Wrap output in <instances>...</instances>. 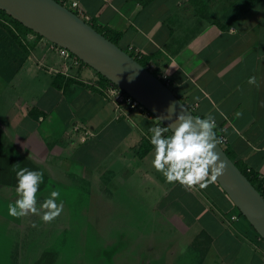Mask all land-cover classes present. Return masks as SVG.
I'll list each match as a JSON object with an SVG mask.
<instances>
[{
  "label": "crops",
  "instance_id": "1",
  "mask_svg": "<svg viewBox=\"0 0 264 264\" xmlns=\"http://www.w3.org/2000/svg\"><path fill=\"white\" fill-rule=\"evenodd\" d=\"M75 1L90 24L120 34V48L140 52L154 67L153 73L167 76L170 89L197 117H214L225 129L234 160L264 181V0L248 1L228 22L223 21L228 18L224 7L210 8L218 17L213 21L212 14L210 20L201 16L197 12L201 9L189 0ZM27 38L35 50L0 92V133L18 156L44 168L39 167L53 186L34 196L39 215L13 218L4 210L20 194L1 200L0 220L8 222L9 234L33 235L29 244L22 243L33 248L30 264L50 255L47 250L56 236L46 238L43 230L70 228L74 234L81 225L96 220L91 215L102 208L93 204L110 201L114 194L109 189L122 188H130L128 196L145 208L150 231H128L114 210L103 217L112 221L106 224L103 242L76 247L81 255L60 250L51 264H90L88 251L95 252L92 258L98 264H264V240L256 231L240 218L237 228L234 223L228 228L226 217L221 218L220 214L235 215L236 207L216 181L204 189L195 186L209 197L210 207L195 189L167 183L152 166L150 137L155 133L149 129L163 127L156 118L134 112L129 120H116L113 105L94 85H88L100 83L89 67L74 70L75 77L65 79L68 86L65 82L55 87L56 76L37 64L45 60L49 67L59 69L58 53L43 38L30 34ZM251 76L256 77L255 85L248 83ZM77 123L88 127L96 138L86 143L73 139L69 129ZM171 136L163 131L160 138ZM74 189L93 192L82 210L64 212L66 218L77 221L58 226L44 222L41 216L49 210L42 206L52 199L51 193L59 192V199L54 198L58 206ZM113 202L111 208L116 209L119 203ZM17 256L13 264L19 263Z\"/></svg>",
  "mask_w": 264,
  "mask_h": 264
},
{
  "label": "water",
  "instance_id": "2",
  "mask_svg": "<svg viewBox=\"0 0 264 264\" xmlns=\"http://www.w3.org/2000/svg\"><path fill=\"white\" fill-rule=\"evenodd\" d=\"M0 11L43 39L68 50L139 102L164 127H169L171 134L177 126V116L197 117L159 77L57 1L0 0ZM190 131L200 134L202 128L194 124ZM214 151L226 163L224 174L216 183L264 240V197L220 145Z\"/></svg>",
  "mask_w": 264,
  "mask_h": 264
},
{
  "label": "rangeland",
  "instance_id": "3",
  "mask_svg": "<svg viewBox=\"0 0 264 264\" xmlns=\"http://www.w3.org/2000/svg\"><path fill=\"white\" fill-rule=\"evenodd\" d=\"M248 1L250 0H199V1L189 0L190 4H193L192 6L195 9L197 8L201 9L197 11L199 14H201V16L208 18L210 17V14H212L213 21H216L218 17L215 16L214 11L213 13L212 11H210V8L215 9L216 7H218V5L224 7L226 9L225 12L227 13L228 16L227 19L225 20L223 19L224 22H228V19L233 17L234 15L235 16L239 15V13L243 10L245 4ZM199 2H201V7ZM224 15L226 14L224 13ZM2 19L3 18L0 16V92L2 90L3 85L7 84L8 80L15 73L16 69L20 67L23 60L28 59V57H30L32 52L35 50L33 44L27 40L28 34L26 36L25 35L17 36V34L14 32L13 26L10 23L5 25L6 20L5 19L2 20ZM208 19L210 20V18ZM126 52L129 53V51ZM1 137L3 140V144L5 146H12V144L5 142L2 132H1ZM14 150L16 151L15 147ZM152 151L154 153V155L152 156L155 157L154 146H152ZM39 167L40 166L38 165V168ZM40 168L44 171V168L42 167ZM167 169H168V165H165L164 170L167 171ZM50 184L51 186H53L51 182ZM1 186L3 185H0V208H4L1 207L3 205L2 202L3 200H7V199L11 200V198H16L20 196V194H22V193L17 194L15 188L12 189L13 191L11 192L10 187L8 188V186H3V187ZM192 189L193 190L195 189V192L197 194H201L200 197H202V199H205V201L208 202V205L211 207L208 196H205V194L202 193L201 190L197 189V187L195 186ZM109 190L113 192L114 194L113 198L110 199V201L108 202L107 199H105L106 202H101V204H93L94 207H96V205H99L101 206L102 209L100 210L99 214L98 212H96L95 214L91 215L96 220L89 223V225L87 223H85L84 226L81 225L82 228L77 232L73 231L74 234H70V230H69L70 228H67V230L64 231H57L56 229H52L51 231L43 230V232L46 234V238L49 235L51 236L55 235L56 239L53 242L51 249L47 250L50 255L44 254L43 257L40 258L41 260L39 259L40 261L38 260V263L36 264H51V260L55 259L57 253H59L60 250H67L66 253H75V254L79 252V255H81L80 251L82 250H76V247H81L83 243L87 246V248L90 246L96 247L95 244L103 242L106 239L105 232L108 228V225L106 224L111 225L112 223V221L106 222L105 218L103 217L105 213H109L111 211H113L114 213V210L116 212V215L120 216V225L126 228L128 231L129 229L138 230V228L142 232L146 229V231H144L145 233H147V230L150 231L151 227L149 225H146L147 214L145 212L146 211L145 208L141 205V203L138 204V202H135L134 196L132 198L128 196L131 189L122 188L120 190H114V189H109ZM137 190L139 192V188ZM92 194H93L92 190H89V192L87 193L76 192V189L70 190L68 193L65 194L67 201L65 200V202L62 203L63 210L61 214L64 212L66 213L70 211L82 210L84 206V204L82 203H85V201H87L88 195H92ZM57 198L59 199V196ZM105 198L107 197L105 196ZM18 199H22V195L18 197ZM114 199L117 200V202L119 203L116 209L111 208V206L115 204L113 202ZM10 203L14 205L15 199ZM8 205L9 204H6L4 210L8 211ZM60 205L61 203L59 202L58 207ZM72 207H74V210H72ZM88 209L89 208L87 207V210ZM88 211L94 212L95 209H91ZM65 213L62 216L59 215L57 218H55L52 221L55 224V226L62 225V223L65 222H68L69 224V222L73 220V219L71 220V218H66ZM235 214L239 215V211L237 209L235 210ZM76 215H78L77 212ZM220 216L221 218L226 217L229 220L232 214L229 215L220 214ZM90 218L91 217H89V220ZM239 218L242 223H245L247 226H249L252 232L255 233L253 228L249 225V223L246 221V219L243 216ZM74 221L77 220H73V222ZM17 222L18 220L16 221V223ZM7 223H8L7 221L0 220V264H13L12 261L14 258H16L17 255L18 256L16 261L19 262L18 264H30V262L32 261L31 257L33 253V248L29 249L26 246L22 245V243L25 242V244H29L28 242L32 239L33 235H29V234L16 235L14 233L9 234V232L7 231ZM239 225L240 224L234 222V229L235 227L237 228ZM157 229L159 232H161V226H158ZM228 231L231 233L234 230H228ZM255 234L257 235V233ZM158 239H161V236H159ZM94 254L95 252L88 251V255L90 256L89 259L90 264H98L97 260L92 258ZM183 259H187V258L184 257Z\"/></svg>",
  "mask_w": 264,
  "mask_h": 264
},
{
  "label": "clouds",
  "instance_id": "4",
  "mask_svg": "<svg viewBox=\"0 0 264 264\" xmlns=\"http://www.w3.org/2000/svg\"><path fill=\"white\" fill-rule=\"evenodd\" d=\"M248 83L255 85L256 77H249ZM176 124L171 138L167 140L160 136L161 132L171 130L169 127L155 126L149 129V132L155 133L150 137V143L155 147L152 166L165 177L167 183L179 182L186 188H193L196 185H199L200 189L207 188L209 183L222 176L226 169V163L220 159L219 153L214 151L223 143L216 132L212 131L216 128L215 119L210 115L200 119L181 114L177 116ZM194 124H199L202 128L200 134L190 131ZM165 165H168L167 171L164 170ZM209 173H211L210 180ZM16 176L17 194L22 193L23 196L22 199L15 201V206L9 203L8 214L13 218H22L29 213L39 215L34 207V196L37 191L35 185L37 176H40L43 183V173L30 172L27 168H23L16 173ZM51 196L52 199H47L42 206L49 210L41 216L46 223L52 222L63 210L62 203L58 207L54 202L59 192L53 191ZM17 207L21 211L18 212Z\"/></svg>",
  "mask_w": 264,
  "mask_h": 264
},
{
  "label": "built area",
  "instance_id": "5",
  "mask_svg": "<svg viewBox=\"0 0 264 264\" xmlns=\"http://www.w3.org/2000/svg\"><path fill=\"white\" fill-rule=\"evenodd\" d=\"M58 3H60L65 8L75 12L80 18H82L85 22L90 23V18L86 15H84L79 10V3L75 0H55ZM31 36L37 38L35 34H30ZM28 40V38H27ZM29 41V40H28ZM49 42V41H48ZM50 43V42H49ZM55 51L58 53L60 59H61V67L59 69L49 67L45 64V60H40L38 62L37 66L45 70L49 73L57 75H62L65 77V79L73 78L74 76V70H80L82 68H87L88 66L84 64L80 59H78L76 56H74L72 53H70L68 50L63 49L55 44L50 43ZM129 53L134 59L135 56L138 58H141L143 55L134 50L133 48H130ZM136 60V59H135ZM147 69L153 73L154 67L152 65H148ZM165 85L170 87V81L167 76H161L159 77ZM98 84L96 82L94 83H88V85H94L97 90L103 95V98L110 102L114 107V114L115 119H125L129 120L131 118V115L134 114V112H142L144 114L152 116L139 102H137L135 99H133L131 96H129L127 93H125L123 90L112 84L104 83L102 82V79L100 78L98 80ZM213 132H216L217 136L223 140V143L220 144V146L225 150L228 147V140L225 135V129L224 127L219 126L216 123V128L212 129ZM69 133L72 136L73 139H76L79 143H86L91 139L96 138V134L92 132L88 127L81 123L74 124L70 127ZM259 178L262 180V177L259 176ZM239 215L235 214L230 217V219H226L225 223L227 224V227H231L234 222H237L239 220Z\"/></svg>",
  "mask_w": 264,
  "mask_h": 264
},
{
  "label": "trees",
  "instance_id": "6",
  "mask_svg": "<svg viewBox=\"0 0 264 264\" xmlns=\"http://www.w3.org/2000/svg\"><path fill=\"white\" fill-rule=\"evenodd\" d=\"M0 16L6 20V24L10 23L13 26L14 32L17 34V36H26L27 34H35L31 30L25 28L23 25L18 23L17 21L13 20L11 17H9L6 13L0 11ZM2 19V20H3ZM94 28H96L95 25L91 24ZM98 32L102 33L104 36H106L110 41L118 45L119 39L121 38V35L115 32L111 31H103L99 28H96ZM19 34V35H18ZM37 36V39H42L41 36L35 34ZM34 47V45H33ZM135 59L144 67H148V61L144 59L142 56L141 58H138L135 56ZM26 59L23 60L20 67H18L15 71V73L12 75V77L9 79L11 80L13 76L19 71V69L22 67L23 63ZM98 74V73H97ZM155 74V73H153ZM98 76L102 79V82L109 83L107 79L102 77L100 74ZM157 77V74H155ZM8 80V81H9ZM66 80L65 77L62 75H57L54 81V86L57 88L63 87ZM66 85L68 86V83L66 82ZM163 126V125H162ZM164 127V126H163ZM170 132V131H169ZM171 133V132H170ZM228 156L235 162V164L238 166V168L246 175V177L250 180V182L256 187V189L261 193V195L264 197V181L259 178V174L256 172H253L252 170L244 167L243 164H241L238 161H235L234 158L231 155V152L229 151L228 147L225 149ZM23 168H27L30 172H42L36 165H34L30 160L26 158H21L15 153V150L12 146H5L3 144V140L0 133V185L3 186H10L17 188V176L16 173ZM43 173V172H42ZM25 175L27 172L24 173ZM36 193H41L42 191L46 190L51 186L48 176L43 173V183L41 182L40 176H37L36 178ZM239 216L242 215L239 212Z\"/></svg>",
  "mask_w": 264,
  "mask_h": 264
}]
</instances>
